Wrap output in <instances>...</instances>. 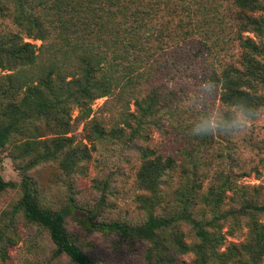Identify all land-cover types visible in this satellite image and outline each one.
<instances>
[{"label":"trees","instance_id":"16d2710c","mask_svg":"<svg viewBox=\"0 0 264 264\" xmlns=\"http://www.w3.org/2000/svg\"><path fill=\"white\" fill-rule=\"evenodd\" d=\"M231 5L234 9L227 5L225 9L235 13L233 40L241 51L238 64L221 63L210 77L217 84L220 101L245 98L264 106V62L257 58L264 54V44L259 40L264 36V0H231ZM221 7L219 2L209 4L208 0H0V16L10 18L16 27L0 33V69L11 71L0 81V148L19 136L22 143L18 152L32 156L28 167L45 156L56 157L57 152L43 144L42 157L35 155L38 152L33 145L43 143L40 124L57 135L53 141H58L70 131L71 111L77 107L79 115L88 118L92 101L102 97H112L122 107V126L112 127L111 134L120 136L124 127L130 130V137H141L156 113L166 107L167 91L153 80L164 65L168 66L169 52L181 44L189 45V39L194 43L192 38L207 49L214 48L215 44L207 42L215 43L221 33L213 38L214 32L204 26L223 16ZM25 37L40 40L39 46L25 41ZM147 84L150 90L138 96L137 90L144 92ZM132 99L134 110L129 108ZM152 154L148 149L142 151L138 172L139 185L150 193L141 199L149 207L148 217L139 226H122L130 240L148 242L147 259L163 261V253L171 246L174 253H193L199 264H260L264 258V225L259 217L264 215V203L246 197L237 207L222 211L223 193L229 183L226 179L216 191L201 196L196 195L193 183L186 189L178 188L174 191L176 206H159L162 212L154 214L160 204L159 186L172 165ZM61 165L68 168L67 162ZM14 185L0 175V193ZM22 185L24 191L12 213L0 212V264L8 258V249L15 241L11 231L17 211L29 222L46 225L56 255L64 254L75 264H97L70 238L65 227L66 210L41 206L29 177L23 178ZM196 199L208 209L200 218L192 212ZM226 219L234 226L245 220L247 235L221 252L224 236L218 222ZM182 224L192 230L193 243L185 242ZM115 225L120 229V223Z\"/></svg>","mask_w":264,"mask_h":264},{"label":"rangeland","instance_id":"374dc122","mask_svg":"<svg viewBox=\"0 0 264 264\" xmlns=\"http://www.w3.org/2000/svg\"><path fill=\"white\" fill-rule=\"evenodd\" d=\"M208 1L209 4H222L223 16L209 20L204 27L214 32L213 38L221 34L215 43L207 42L211 46L215 44L212 49L195 43L197 40L192 38L194 43L189 39V45L181 44L179 49L169 52L170 61L165 63L168 66L164 65L153 80L161 90L167 91L166 107L156 113L142 136L130 137V130L124 127L120 136H113L111 128L122 126L119 119L122 107L112 97H102L92 101V113L88 118L80 116L75 107L71 111L70 131L58 141H53L57 135L40 124L43 143L33 145L38 152L35 155L42 157L43 144L49 146L50 151L55 150L56 157L45 156L41 162L28 167L31 153L20 154L17 146L22 141L19 136L12 137L0 148V175L15 185L0 193V212L12 213L24 191L22 180L29 177L38 203L52 211L66 210L65 227L70 238L97 264H199L193 253H174L171 246L163 253V261L148 260V242L130 240L126 236L129 232L123 231V225L143 224L149 213V207L143 205L141 199L149 197L150 193L139 185L138 179L143 150L160 155L172 165L159 186L160 204L153 210L154 214H160L162 206H176L174 191L178 188L186 189L193 183L196 195L201 196L212 189L216 191L226 179L229 183L223 193L222 211L237 207L246 197L264 203V119L246 132L234 135L192 137L188 134L195 114L187 107V91L201 77L211 78L210 74L217 72L221 63L237 65L241 52L238 42L233 40L237 25L233 20L231 0ZM225 5L233 9H225ZM205 15L206 11L199 19ZM261 15L264 16V10ZM193 26L199 34L198 24L194 22ZM15 29L10 18L0 16V33ZM259 40L264 44V36ZM25 41L36 47L40 44V40L31 38L25 37ZM257 58L264 62V54ZM8 73L11 71L0 69V81ZM150 88L147 84L144 92L139 89V94L137 91L135 94L144 95ZM262 92L264 94V89ZM133 102L134 99L129 103L130 110H134ZM216 102H221L219 90ZM61 162H67L68 168L64 169ZM196 201L192 212L200 218L202 211L208 213V209ZM42 219L44 221L45 216ZM13 220L11 234L15 241L2 264H75L68 256L54 253L55 245L45 224L27 221L20 211L15 212ZM259 221L264 225V215H260ZM115 223L121 224L120 229ZM218 223L224 236L219 251H226L232 244L245 239V220L241 219L235 226L231 219ZM98 225L102 228L98 229ZM180 229L186 243L195 241L188 225L182 224ZM260 264H264V258Z\"/></svg>","mask_w":264,"mask_h":264},{"label":"clouds","instance_id":"9594fccd","mask_svg":"<svg viewBox=\"0 0 264 264\" xmlns=\"http://www.w3.org/2000/svg\"><path fill=\"white\" fill-rule=\"evenodd\" d=\"M217 84L201 77L186 93V104L195 114L189 128L192 137L234 135L249 130L264 119V106L252 104L245 98L216 102Z\"/></svg>","mask_w":264,"mask_h":264},{"label":"water","instance_id":"95a60500","mask_svg":"<svg viewBox=\"0 0 264 264\" xmlns=\"http://www.w3.org/2000/svg\"><path fill=\"white\" fill-rule=\"evenodd\" d=\"M92 227H94V225H91ZM96 227H99V228H102V226L101 225H98V226H96Z\"/></svg>","mask_w":264,"mask_h":264}]
</instances>
